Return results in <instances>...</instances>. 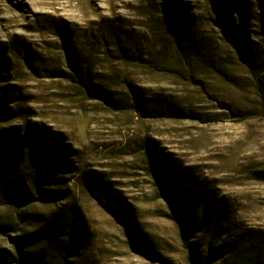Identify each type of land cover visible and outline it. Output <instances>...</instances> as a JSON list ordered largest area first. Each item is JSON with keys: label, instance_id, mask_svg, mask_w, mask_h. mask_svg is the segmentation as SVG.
<instances>
[{"label": "rangeland", "instance_id": "obj_1", "mask_svg": "<svg viewBox=\"0 0 264 264\" xmlns=\"http://www.w3.org/2000/svg\"><path fill=\"white\" fill-rule=\"evenodd\" d=\"M36 147L60 167L20 206ZM71 207L65 264H264V0H0L5 264Z\"/></svg>", "mask_w": 264, "mask_h": 264}, {"label": "trees", "instance_id": "obj_2", "mask_svg": "<svg viewBox=\"0 0 264 264\" xmlns=\"http://www.w3.org/2000/svg\"><path fill=\"white\" fill-rule=\"evenodd\" d=\"M172 27L175 25L173 22L171 23ZM58 28V27H57ZM113 28V27H112ZM60 34L62 37L64 34L63 27H60ZM170 43L173 49L178 52L179 42L175 37V33L171 34ZM245 46V45H244ZM68 45H66V50H68ZM179 49V50H178ZM245 51V47L242 49ZM71 68L75 71L77 75V80L75 81L78 84V88L81 89L83 93L88 92V94H94L95 98H98L110 106L115 104L112 91L103 88L101 86L96 87L93 91L88 87L87 81L88 79L83 78L87 76V72L83 73V65H72ZM81 71V72H80ZM128 90L132 94L133 100V108H141L140 97L137 93L135 87H132L130 84L128 85ZM160 104L150 103V107L152 110L159 109ZM152 158V157H151ZM33 167H31V172L29 174L30 185L27 186H19V183H14L12 188V193L10 194V200L17 205H26L31 200L34 193L39 196H43L44 188L43 186L46 184L47 179L54 175L56 170H58L59 163L55 154L52 153H43L42 148L36 147V155L34 157ZM151 172H160L154 161L151 159L148 165ZM166 175L162 176L164 180ZM107 200L108 197L106 198ZM205 212V211H204ZM76 210L74 208H69L67 212H58L52 219L48 222L46 226V241L42 248L45 259L37 261L36 264H65L68 254L71 250V245L76 239V227H75V219L74 215ZM206 213H203L202 219L205 218ZM191 227V217H181L180 218V232L182 237H185L187 230ZM23 241L27 240V236H23L19 238ZM188 242V241H185ZM194 242H188V245H192ZM26 246V245H25ZM191 248V246L189 247ZM192 249V248H191ZM10 253L5 249L0 248V264L7 261L8 255ZM33 260L34 257L31 254L23 256L20 252V259L23 260Z\"/></svg>", "mask_w": 264, "mask_h": 264}]
</instances>
